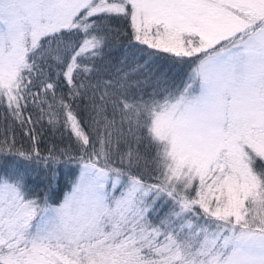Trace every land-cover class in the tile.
<instances>
[{"label": "snow or ice", "instance_id": "obj_1", "mask_svg": "<svg viewBox=\"0 0 264 264\" xmlns=\"http://www.w3.org/2000/svg\"><path fill=\"white\" fill-rule=\"evenodd\" d=\"M0 108V264H264V0H0Z\"/></svg>", "mask_w": 264, "mask_h": 264}, {"label": "trees", "instance_id": "obj_2", "mask_svg": "<svg viewBox=\"0 0 264 264\" xmlns=\"http://www.w3.org/2000/svg\"><path fill=\"white\" fill-rule=\"evenodd\" d=\"M6 123L9 130L15 128L16 130L15 134L17 138H20L21 130L16 125H13L11 117L4 112L3 108H0V136H2L3 132L5 131ZM36 127L39 132V137L42 140L41 144L39 145L41 148L44 145L51 146L53 143L58 144L61 148H64L71 144V140L69 138V134L67 130H65L63 136H61L60 133L56 132L55 130H49L46 123L43 126L37 125ZM27 131H28L27 128H25L24 129L25 142H26Z\"/></svg>", "mask_w": 264, "mask_h": 264}]
</instances>
